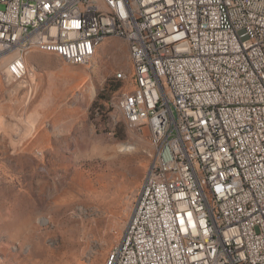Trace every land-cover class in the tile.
Returning <instances> with one entry per match:
<instances>
[{"label": "built area", "instance_id": "obj_1", "mask_svg": "<svg viewBox=\"0 0 264 264\" xmlns=\"http://www.w3.org/2000/svg\"><path fill=\"white\" fill-rule=\"evenodd\" d=\"M100 36L129 42L113 104L155 154L106 264H264V0H0V80L28 78L29 47L86 62Z\"/></svg>", "mask_w": 264, "mask_h": 264}, {"label": "rangeland", "instance_id": "obj_2", "mask_svg": "<svg viewBox=\"0 0 264 264\" xmlns=\"http://www.w3.org/2000/svg\"><path fill=\"white\" fill-rule=\"evenodd\" d=\"M26 58V80H0V264H106L154 154L113 104L133 81L129 46L106 37L81 64Z\"/></svg>", "mask_w": 264, "mask_h": 264}, {"label": "bare ground", "instance_id": "obj_3", "mask_svg": "<svg viewBox=\"0 0 264 264\" xmlns=\"http://www.w3.org/2000/svg\"><path fill=\"white\" fill-rule=\"evenodd\" d=\"M106 37H109V36H100V37H98V39L96 40L95 45L93 46V55H95L97 48L99 46H101V44L103 43V41L105 40ZM120 38L123 39V37H120ZM127 44L129 46V42H127ZM33 48H44V49H47L49 51H52V52L56 53L57 55H59L60 57H62L63 59L66 60V58L64 56V50H61V49H52V48L43 47V46L29 47V50H31ZM131 60H132L133 69H134V75H133V81H134L135 80V74H136V66H135V63H134V54H131ZM88 61H90V60H87L85 62V59L84 58H75V61H68V62L81 64V63H87ZM117 77L119 79H127L128 78V75L125 72H120L117 75ZM129 92H130V88L122 91V93L120 94L119 97H124L125 95L129 94ZM120 109L124 112V114L126 116V123H127L128 128L129 129H132V117H131L130 113L127 110V105H120ZM152 157H153L152 161H155V154H153ZM111 254H112V252H111ZM111 254H110V256H111Z\"/></svg>", "mask_w": 264, "mask_h": 264}, {"label": "crops", "instance_id": "obj_4", "mask_svg": "<svg viewBox=\"0 0 264 264\" xmlns=\"http://www.w3.org/2000/svg\"><path fill=\"white\" fill-rule=\"evenodd\" d=\"M34 49H39V50L44 51V52H49V53L56 54V53H54V52H52V51H49V50H47V49H44V48H33V49L29 50V52H31V51L34 50ZM58 56H59V55H58ZM59 57H60V56H59Z\"/></svg>", "mask_w": 264, "mask_h": 264}]
</instances>
